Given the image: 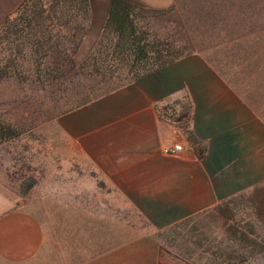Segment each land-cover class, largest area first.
I'll return each mask as SVG.
<instances>
[{
  "label": "crops",
  "instance_id": "0c3cea01",
  "mask_svg": "<svg viewBox=\"0 0 264 264\" xmlns=\"http://www.w3.org/2000/svg\"><path fill=\"white\" fill-rule=\"evenodd\" d=\"M141 1L160 8L174 0ZM25 2L0 0V26ZM91 9L93 41L109 5ZM55 125L63 143L43 201L0 190V264H177L162 255L157 231L264 189V63L222 66L189 54ZM174 143L184 151L163 153ZM52 200L69 211L72 239L86 243L74 258L40 218ZM128 210L146 231L130 224L139 233L128 237Z\"/></svg>",
  "mask_w": 264,
  "mask_h": 264
},
{
  "label": "rangeland",
  "instance_id": "374dc122",
  "mask_svg": "<svg viewBox=\"0 0 264 264\" xmlns=\"http://www.w3.org/2000/svg\"><path fill=\"white\" fill-rule=\"evenodd\" d=\"M111 1L92 0L99 8L107 3L109 10ZM125 1L167 10L150 13L145 21L151 27L145 29L171 32L178 45L204 54L213 64L264 63V0H174L170 6L160 8L141 0ZM96 31L98 37L93 41L92 36L84 39L78 52L79 61L90 54L101 36L102 31ZM5 34L0 30V38ZM3 45L0 44V67L6 73H1L0 78V117L13 125L17 134L0 144V190L36 206L46 197V181L54 184V160L61 154L56 152V147L63 143L56 135L55 124L73 106L76 97L72 96V87L94 86L90 89L97 94L117 87L120 82L98 83L95 76H88L82 83L67 81L62 87L67 90H60L54 88L56 83H38L25 59ZM40 83H45L47 88H41ZM30 179H34V184L26 191ZM49 203L50 209H42L40 218L52 229L57 242L64 245L61 248L64 255L74 258L86 243L72 239L69 211L55 209L54 200ZM130 224L146 226L144 230H147V225L128 210V237L139 233L129 231ZM156 234L162 244V255L177 257V264H264V189L240 193L218 207Z\"/></svg>",
  "mask_w": 264,
  "mask_h": 264
},
{
  "label": "trees",
  "instance_id": "16d2710c",
  "mask_svg": "<svg viewBox=\"0 0 264 264\" xmlns=\"http://www.w3.org/2000/svg\"><path fill=\"white\" fill-rule=\"evenodd\" d=\"M91 4L92 0H26L14 16L0 26L6 33L0 38V44L4 43L10 52L25 59L38 83L48 81L56 83L54 88L67 90L62 88L67 81L82 83L88 76H95L98 83L120 82L117 87L97 94L90 89L94 86H73L72 96L76 99L72 108L63 114L194 52L178 45L171 32L145 29L151 27L145 21L150 13L167 10L112 0L101 36L90 54L79 61L78 52L91 27ZM1 73H6L2 67L0 78ZM40 84L41 88H47L45 83ZM16 131L0 117V144L14 138ZM33 184L34 179H30L26 191Z\"/></svg>",
  "mask_w": 264,
  "mask_h": 264
},
{
  "label": "built area",
  "instance_id": "2783aa9c",
  "mask_svg": "<svg viewBox=\"0 0 264 264\" xmlns=\"http://www.w3.org/2000/svg\"><path fill=\"white\" fill-rule=\"evenodd\" d=\"M184 146L181 143H174L172 145L166 146L163 148V153L167 155H179L184 151Z\"/></svg>",
  "mask_w": 264,
  "mask_h": 264
}]
</instances>
